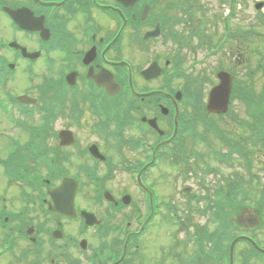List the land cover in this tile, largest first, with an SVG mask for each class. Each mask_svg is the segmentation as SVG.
Listing matches in <instances>:
<instances>
[{"label": "flooded vegetation", "instance_id": "1", "mask_svg": "<svg viewBox=\"0 0 264 264\" xmlns=\"http://www.w3.org/2000/svg\"><path fill=\"white\" fill-rule=\"evenodd\" d=\"M153 2L0 0V77L18 69L24 86L37 83L32 93H16L14 121L0 123L16 134L22 128L26 137L5 133L0 141V264H134V250L144 248L145 236H155L160 222L162 229L171 220L185 222L186 213L157 202L146 181L160 160L185 159L177 136L191 130L193 119L191 104L162 74L141 75L154 61L169 66L161 50L175 45L176 14ZM15 17L26 29L15 27ZM110 77L117 90L108 89ZM159 91L169 97L153 93ZM20 95L36 102L21 104ZM113 107L121 114L112 116ZM115 121L119 129L112 132ZM64 179L77 181L72 202L65 201L71 187L58 189ZM126 179L139 203L127 185L117 184ZM167 237L172 263L223 264L222 252L211 261L200 250L183 258L177 250L182 240Z\"/></svg>", "mask_w": 264, "mask_h": 264}, {"label": "rangeland", "instance_id": "2", "mask_svg": "<svg viewBox=\"0 0 264 264\" xmlns=\"http://www.w3.org/2000/svg\"><path fill=\"white\" fill-rule=\"evenodd\" d=\"M199 4L204 8L203 11H198V17L204 15L206 19H211L212 15L218 17L223 12L222 6H220L215 0H199ZM250 2L237 4L238 13L237 17L232 22L233 26L241 25L243 27L250 24L256 32L248 34L245 38L233 40L228 38L221 43L218 48H196L193 52L190 51V47L183 45L177 48L176 52L178 56L184 58L185 66L187 71L191 75L190 82L188 80H178V85H182L185 81L189 83V88H196L199 93H202L201 102L204 105L207 97L208 90L213 85L215 77L214 74L218 68L229 71L235 77V84L250 86L253 89V95L255 100L252 106L260 104L264 108V8L261 11H257L254 15L253 5ZM225 12V9H224ZM206 33L212 36L214 42L222 40V30L219 29V23L216 20L211 19L208 28L205 27ZM162 53L172 54L175 50L173 45L164 46ZM194 80H197V84H194ZM24 86L22 82L12 81L7 84V90L11 93H18L21 91L29 90L30 93L36 90L37 83ZM250 94V91H246ZM200 105L202 110L203 105ZM254 109L251 104L246 103L242 99H234L230 106L228 114L223 116L215 117L213 120L215 124L212 128L220 129L224 134L236 135V136H250L249 124L254 119V116L250 113ZM264 116V109L261 111ZM209 116V115H208ZM212 118V117H208ZM238 121V124L234 120ZM212 123V122H211ZM6 124V123H5ZM5 126V125H4ZM243 127V128H242ZM245 128V129H244ZM197 131L204 135V138L193 144V150L196 152L197 157H193V161L198 162L201 170H206L207 165L212 170L202 182H199L197 176L190 175V178L184 180L180 175L178 176L175 172L169 169V164L160 160L159 165L155 170L151 171V177L146 178V181L153 183V186L157 189L156 195L159 199L164 201L170 200L171 205L177 207L179 214H184L188 211V207L195 208L194 204L187 202V196L185 192L189 194L202 193L201 189L205 186L215 185L217 180L224 178L225 176H232L233 172L241 175L247 183L244 182L243 189L247 193L244 204L249 206L255 205V199L258 198L260 193V185L264 183V150H262L257 143H255L250 149L253 151L252 155V173L255 174L252 180H249L248 174L242 169L237 163V159H232V166L224 164L213 155V150L218 153H225L227 148L218 141V138L209 132L211 127L205 129L204 127L198 126ZM1 133L16 134L15 131H4L1 129ZM17 135V134H16ZM189 148V141L185 144L184 150ZM197 158V159H196ZM203 168V169H202ZM216 170V171H213ZM191 171V168H190ZM192 172V171H191ZM118 177H125L121 172H118ZM259 179L260 185H256V180ZM202 183V184H201ZM117 184L127 185L128 190L132 193L134 200L137 203L140 202L139 195L134 191L131 182L126 179L118 182ZM255 185V186H254ZM189 188V189H188ZM158 193V194H157ZM243 194V193H242ZM135 201V202H136ZM262 211L264 213V201L262 204ZM264 217V215H263ZM196 223H202L203 220L198 216H194ZM209 223V224H208ZM202 225L207 226V231L211 232L214 228L213 222L204 221ZM201 225L199 224L198 227ZM181 229V231H180ZM193 227L188 228L189 233L193 232ZM166 231V234L165 232ZM255 232L256 237L259 241L264 243V228H257ZM176 235L177 240H182V244L178 247L180 256L183 258L188 257L195 250V245L190 238H186L188 234L184 230V226H166L163 229H157V233L153 237L145 236L144 248L141 250H134L133 258L134 264H177V259H174L175 263H172L173 253L171 252V241L167 235ZM262 246V245H261ZM243 249L242 247H238ZM171 253V255H170ZM242 254V253H241ZM244 260H240L239 264H243ZM212 264V263H210ZM246 264H259L255 261H247Z\"/></svg>", "mask_w": 264, "mask_h": 264}, {"label": "water", "instance_id": "3", "mask_svg": "<svg viewBox=\"0 0 264 264\" xmlns=\"http://www.w3.org/2000/svg\"><path fill=\"white\" fill-rule=\"evenodd\" d=\"M219 78L220 83L210 91L207 104L208 111L225 112L227 109L230 92V79L226 73H221Z\"/></svg>", "mask_w": 264, "mask_h": 264}, {"label": "trees", "instance_id": "4", "mask_svg": "<svg viewBox=\"0 0 264 264\" xmlns=\"http://www.w3.org/2000/svg\"><path fill=\"white\" fill-rule=\"evenodd\" d=\"M261 124H262V122H261ZM261 128H262L261 131L264 132V127L262 126ZM263 136H264V135H263Z\"/></svg>", "mask_w": 264, "mask_h": 264}]
</instances>
